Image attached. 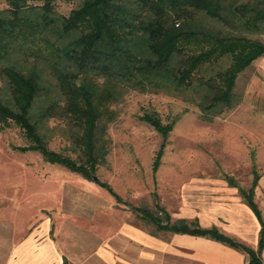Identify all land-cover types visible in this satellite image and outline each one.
<instances>
[{"label":"trees","instance_id":"obj_1","mask_svg":"<svg viewBox=\"0 0 264 264\" xmlns=\"http://www.w3.org/2000/svg\"><path fill=\"white\" fill-rule=\"evenodd\" d=\"M0 9V129L16 124L43 160L93 180L107 164L108 124L113 104L130 90L190 95L205 120L240 101L236 78L264 55V0H82L64 16L53 0H6ZM60 118L76 153L69 157L49 147L48 121ZM142 119L161 135L152 168L156 171L173 122L156 113ZM241 189L229 175L243 203L260 224L256 248L197 219L176 218L158 203L131 206L156 236L191 234L219 241L264 264V217L254 196L259 174ZM120 202L109 184L94 180ZM66 264V263H65Z\"/></svg>","mask_w":264,"mask_h":264},{"label":"rangeland","instance_id":"obj_2","mask_svg":"<svg viewBox=\"0 0 264 264\" xmlns=\"http://www.w3.org/2000/svg\"><path fill=\"white\" fill-rule=\"evenodd\" d=\"M53 2L57 12L66 16L82 0ZM7 6L6 0H0V9ZM261 39L264 42V35ZM233 93L240 102L210 121L201 117L190 95L130 90L114 103L117 115L107 126V164L98 167L94 177L111 186L119 203L94 180L48 163L34 150H20L19 146L28 142L16 124L0 129V220H13L17 213L21 220V212L32 209L54 220L52 212L66 211L72 201L79 206L92 195L101 202L111 198L113 209L106 212L119 214L122 220L151 234L153 228L144 225L131 206L151 209L156 202L172 221L192 220L202 205L232 194L224 175L247 189L253 173L262 179L257 193L254 190V200L264 217V55L239 73ZM145 113H156L163 124L174 121L156 171L152 164L163 139L142 119ZM48 127L52 134L49 147L74 157L63 120L50 119ZM234 191L237 193L236 188ZM169 235L160 231L156 237Z\"/></svg>","mask_w":264,"mask_h":264},{"label":"crops","instance_id":"obj_3","mask_svg":"<svg viewBox=\"0 0 264 264\" xmlns=\"http://www.w3.org/2000/svg\"><path fill=\"white\" fill-rule=\"evenodd\" d=\"M228 187L231 195L202 205L195 218L201 227L216 226L256 248L260 224L235 187ZM89 196L79 206L72 201L66 211L52 212L55 221L34 209L22 211L21 220L19 213L0 220V264H249L247 254L209 238L156 237L106 212L113 209L111 198Z\"/></svg>","mask_w":264,"mask_h":264},{"label":"water","instance_id":"obj_4","mask_svg":"<svg viewBox=\"0 0 264 264\" xmlns=\"http://www.w3.org/2000/svg\"><path fill=\"white\" fill-rule=\"evenodd\" d=\"M96 179V177H93V180H95Z\"/></svg>","mask_w":264,"mask_h":264}]
</instances>
